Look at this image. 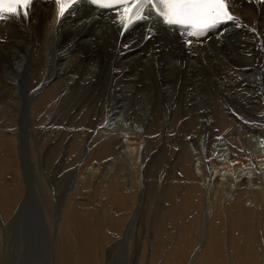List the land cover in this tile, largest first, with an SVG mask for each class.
I'll use <instances>...</instances> for the list:
<instances>
[{
  "label": "bare ground",
  "instance_id": "obj_1",
  "mask_svg": "<svg viewBox=\"0 0 264 264\" xmlns=\"http://www.w3.org/2000/svg\"><path fill=\"white\" fill-rule=\"evenodd\" d=\"M230 10L241 27L225 25L222 37L217 39L220 30L211 32L191 48L155 23L158 34L151 39H144L147 22L121 35L114 16L85 2L59 22L53 0H35L27 18L0 20V264L12 256L16 264L21 262L24 219L32 216L29 204L22 207V176L28 173L26 165L33 168L31 159L39 163L37 147L43 151L46 138L64 162L81 150L84 162L80 171L74 170L75 186L65 183V200L55 204L51 226H46L56 264H96L95 250L97 257L106 256L104 264L122 260V255L113 256L133 231L145 177L141 169L161 138L170 147L163 171L147 177L155 188L161 186L156 193L165 211L155 219L157 229L172 212H186L184 217L193 213L188 224L205 241L200 239L201 248L193 249L191 264L205 263L207 254L214 257L218 236L224 245L229 239L225 253L231 263L228 249L235 236L229 230L222 235L230 216V226H243L244 240L252 244L259 221L264 225V144L259 134L264 135V3L230 0ZM181 107L183 116H191L175 119ZM25 114L26 144L16 120ZM107 120L112 125L106 126ZM175 135L181 136L178 142ZM158 150L152 166L162 148ZM51 154L42 157L41 169ZM49 172L43 171L42 182H61L53 181ZM90 188L101 197L83 193ZM40 206L43 210L47 204ZM13 212L17 216L10 223ZM43 216L45 222L44 210ZM15 227L19 241L12 255L10 229ZM107 229L122 235L116 241ZM106 240L113 241L110 247L101 245ZM182 243L188 245L186 240L172 248L170 264L184 254ZM249 253V261L256 262ZM27 256L25 252L23 259Z\"/></svg>",
  "mask_w": 264,
  "mask_h": 264
},
{
  "label": "rangeland",
  "instance_id": "obj_2",
  "mask_svg": "<svg viewBox=\"0 0 264 264\" xmlns=\"http://www.w3.org/2000/svg\"><path fill=\"white\" fill-rule=\"evenodd\" d=\"M160 100H161V98H160ZM207 101H208V99H206V98L203 99V103H205ZM207 105H209V104H207ZM0 109L4 110L2 108V106H0ZM184 111L185 110L183 109V107H181L180 109H177L178 113L176 114L175 119H182V118L185 119V117L191 116L187 112L186 113L189 116H187V115L183 116ZM163 113H164V111H163ZM25 116H26V114L22 117V119L20 117H17L16 120L20 124V127L23 129V139H24L25 144H26L27 136L25 133V129H26L25 126L28 125V122L24 121L26 119ZM161 116H162V112H160V113L158 112V114H157L158 119H160ZM92 118L94 120V117H92ZM56 121L58 122V120H56ZM57 124H60V123H57ZM2 125H3V122L0 119V130H3ZM105 125L110 126V125H112V123L109 120H107ZM133 128L137 129L136 126H134ZM259 134L261 137L260 138L261 141H263V142H261V144H264L263 131L260 132ZM179 136L180 135L173 136L176 138L174 141L178 142V140L180 139L181 136H182V138L184 137L182 134L180 137ZM46 139L47 140H45L43 142L44 143L43 144L44 145L43 151L39 147H37L38 152L40 151L39 153H41V155H39V153L37 154L39 163H36V161H34V159H31V161L33 162V168H31L32 170L30 169V166H29L30 164L26 165V171H28V173L31 176H29V174L27 172H26V176L23 175V173H22V175H23L22 178L24 177V184H25L24 190L26 192V196L22 202V207L26 208V205L29 204V206L31 208L28 212H30V214L32 216L27 219V216L25 215L26 218L24 219V224L26 226L24 228L25 231L23 230V232H24V235L26 238L24 239L25 244L23 246V250L22 249L21 250H22L23 255L26 252L28 256L23 259V255H22L21 262L19 264H47V263L48 264H56V260H55L56 258L54 259V255L52 252L55 244L52 245V243L51 244L49 243V235H48V231L46 229V226L47 227L51 226V213H52L53 208L55 207V204H57V206H60L64 202L65 193L67 191V185L70 184L69 187L71 185H73V187L75 186L76 182H74V179L75 180L77 179L76 171L77 172L80 171L81 167L84 165V162L82 161V155H83L82 150L78 151L77 153L75 152L74 154L72 153L73 156L69 160H66V162H64L65 159L61 160L60 159L61 155H59L58 157L56 156L57 150L56 151L52 150V148L50 147L51 144H49V139L48 138H46ZM67 140H68V138H67ZM50 142H52V141L50 140ZM66 142L67 141L63 140L62 147H63V145L66 144ZM189 142L191 143V140H189ZM52 143H55V142H52ZM60 148H61V145H60ZM160 148H162V150L160 152V155L158 156V160L156 159L154 166H152L153 164H151V163H153V161L151 162V158H152V156H155V153L157 151H159L158 149H160ZM167 148L168 149L170 148L169 145L167 144V140H164L163 138H161L159 148H156V149L151 148L149 155L146 156L143 168L141 169V172L143 171L145 177L143 179H141L142 184L140 187H142V188H140V189H141L142 194L140 193V197H139V203L140 204L138 205L139 206L138 207L139 212H138V215L136 216L137 220H135L133 231L131 232V234L129 236L130 240L128 238L127 244L124 243L123 248L120 249L119 251H116V253H115L116 255L114 254V256H113L114 258H115V256H116V258H118L119 255H122L121 256L122 260L116 261V259H113L112 260L113 263L109 262V264H111V263L112 264H162V263L163 264H170L171 255L173 253L172 248L177 246L181 241L185 242L186 240H187L188 245H184L183 243L181 244V246L184 250V254H182L181 258H179L177 261L174 260V264H189V263L191 264V261L194 260L193 257H195L194 256L195 255L194 253H196L195 251L198 248H201L200 244L202 245L203 240L205 241V239H202L201 232L197 234L196 227L192 226L190 228L191 224H188L189 219L192 217L193 213H189L188 217H184L187 214L186 212H184L183 215L178 214L179 216L176 213L172 212L173 216L171 215L170 218L165 217L166 219L164 218L165 221L163 223H161V225L159 226V230L156 227V221H157V219H159L161 217L160 213L162 214L165 211V208L162 207L164 205L162 198L158 197V195L156 193V191H158V190L160 191L161 186H160V189L155 188L154 184H151L152 178L150 177L151 179L150 178L147 179V177H148V175H150V172L154 173L157 170L158 171L160 170L161 172L163 171L164 164H165V156H166L165 154H167L166 153ZM163 150H164V152H163ZM47 153L48 154L52 153L51 154L52 156L50 155V158L45 163V167L43 169H41L42 157L44 159H46L47 158L46 155H48ZM79 155H80V157H79ZM39 156H40V158H39ZM54 157H56V159L53 161L52 166H50L51 160H53ZM153 158H152V160H153ZM65 168H66V170H65ZM48 170L50 171L49 174H50V177L52 178L53 181H55V182L59 181L60 182V180H61V182L54 184V185H51V186H49L47 181L42 182V178H45L43 171H48ZM74 170H76V171H74ZM64 171L67 173H65ZM86 171H88V170H86ZM6 172L8 173L9 171H6ZM31 172H32V174H31ZM178 174L180 176V173H178ZM9 176L11 177V174L8 175L7 177H9ZM66 176L68 179L67 178L63 179V177H66ZM162 176H164V174ZM55 177H58L59 180H56L57 178L55 179ZM69 179H70V183H68ZM77 181H78V179H77ZM66 182H67V185L65 187ZM61 183H62V186L60 187ZM183 183L185 184L184 181H183ZM63 184H64V186H63ZM45 187L48 188L49 192H46ZM84 190H86V191H83L84 194L95 195L96 200L99 197H101V195H100L101 192L99 193V190H94L93 188L84 189ZM54 192H56L57 197H55ZM125 192L127 193L128 191H125ZM61 195H63V196H61ZM51 199H52L53 205H51ZM178 201H179V199H178ZM43 202L47 204L46 207H44ZM14 203H15V200H14ZM166 204L170 205L171 203L166 202ZM40 205H43V207H44L43 210L45 213V222L46 223L44 222L43 210L41 209ZM66 207H68V206H66ZM170 207H171V205H170ZM89 208L96 210V206H94V205L90 206ZM18 210L19 209L17 208V211ZM14 212H16V211L14 210ZM14 212L10 215V218L8 220V221H10V223L17 216V214L15 215ZM174 215H175V218H173ZM258 215H260V214H258ZM230 217H228L225 220V223L227 224L228 227H226V228L222 227V229L224 228V230H222V235H223L225 230H229L232 233V238L235 236L231 242L232 250L228 249V251L229 250H230V252L232 251L231 252L232 254L229 252L231 254V263L232 264H260V263L262 264V262L259 260H264V256H263L264 255V249H263L264 248V225H262L261 221H259V223L257 225L258 228L256 230H254L252 237H250V242L252 243L250 245L246 241V239L244 240V237H247V235H245V233H244L245 228L243 230V228H242L243 226H238V227L230 226ZM0 218H1V222H0V224H1L3 222V218L1 217V215H0ZM155 219H156V221H155ZM173 220H174V222H173ZM141 221H142V224L144 222V225L141 224ZM170 222H172V223H170ZM217 223L219 224L220 221L218 220ZM27 225H28V227H27ZM11 226H13V224ZM151 226H153V227H151ZM178 227H180V228H178ZM163 229H165V230H163ZM10 231L12 232V243H11L12 246H10L12 248V250H10V251H11L12 255H14L15 254V252H14L15 247L19 241V239L16 238L17 237V232H16L17 228L16 227L14 229L11 228ZM111 232H114V231H112L110 229L106 230V233L108 235H110L112 237L116 236V241L118 240L120 235H122L118 231H115L116 232L115 235L111 234ZM233 234H234V236H233ZM132 235H133L135 240L133 239V237H131ZM141 236H142V239H141ZM125 237L126 236H124V239H125ZM183 237H185V238H183ZM137 238H138V241H136ZM200 239H202V242L200 241ZM195 241H196V243H195ZM228 241H229V239H228ZM228 241L226 240V243ZM104 242L105 243H101V245L104 244L105 246L108 247L113 241H110V240L107 241L106 240ZM134 242H136V243H134ZM141 242H142V245H141ZM56 243H57V241H56ZM223 243H222V237L218 236L217 239L215 240V244H217V245L214 246V251H215L214 257H211L210 255L207 254L206 255V261H205V263H202V264H229L230 258L225 253V251H227L226 248L229 246H227L228 243L227 244L225 243V245L227 246L225 248V245ZM136 246H138L139 248ZM56 248H57V245L55 247V250H56ZM128 248H129V250H128ZM246 248H247V250H246ZM137 249H139V250H137ZM193 249L194 250L196 249V250L194 251ZM248 253L250 255L253 254V257H255V260L257 259L256 262L255 261H249ZM105 257H106L105 255H102L101 258H99V255L97 257L96 256V250H95L94 258H96V264H99V263L104 264ZM9 258H10V256H9ZM232 258H233V260H232ZM258 258H260V259H258ZM14 259H16V258L12 256L10 259V262H8L6 264H16Z\"/></svg>",
  "mask_w": 264,
  "mask_h": 264
},
{
  "label": "snow or ice",
  "instance_id": "obj_3",
  "mask_svg": "<svg viewBox=\"0 0 264 264\" xmlns=\"http://www.w3.org/2000/svg\"><path fill=\"white\" fill-rule=\"evenodd\" d=\"M34 0H0V20L29 16ZM100 9L108 11L114 19L112 22L121 29V35L137 23L147 22L145 40L165 30L179 36L186 47L191 48L194 42L210 32H216L217 39L224 35L227 28L222 25L241 27L240 19L230 10V0H88ZM251 2V0H250ZM57 21L64 17L80 0H55ZM255 32V29H251ZM125 48L128 45H124ZM264 50V45H261ZM219 139V137H218Z\"/></svg>",
  "mask_w": 264,
  "mask_h": 264
}]
</instances>
